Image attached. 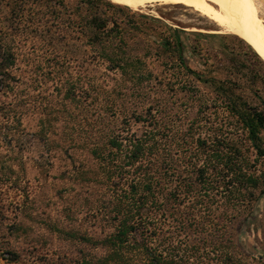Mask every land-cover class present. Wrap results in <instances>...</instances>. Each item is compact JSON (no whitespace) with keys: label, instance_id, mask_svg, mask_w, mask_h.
Instances as JSON below:
<instances>
[{"label":"trees","instance_id":"16d2710c","mask_svg":"<svg viewBox=\"0 0 264 264\" xmlns=\"http://www.w3.org/2000/svg\"><path fill=\"white\" fill-rule=\"evenodd\" d=\"M119 9L109 0H0V158L31 149L50 159L58 148L77 162L72 181L99 226L84 239L100 249L79 264H243V225L264 194V113L215 88L231 127L191 123L179 132L160 96L118 124L108 120L115 111L95 105L116 88L107 72L131 63L116 37ZM225 230L226 249L217 239Z\"/></svg>","mask_w":264,"mask_h":264},{"label":"rangeland","instance_id":"374dc122","mask_svg":"<svg viewBox=\"0 0 264 264\" xmlns=\"http://www.w3.org/2000/svg\"><path fill=\"white\" fill-rule=\"evenodd\" d=\"M109 1L120 8L115 13L124 33L116 37L126 44L131 63L125 70L107 72L108 84L116 88L107 95L110 100L102 95L95 105L108 113L115 111L108 120L118 124L123 112H140L152 98L160 96L165 107L177 112L179 132L191 123L231 127L229 123L235 118L230 117L226 99L217 97L215 88L232 92L239 105L264 113L262 59L241 38L217 29L182 5L153 4L134 10ZM258 9L264 25V0H259ZM103 71L101 65L95 82ZM261 136L264 141V131ZM5 154L1 150L0 264H79L87 254L93 260L98 258L100 249L84 239L87 232L98 237L99 226L96 214L81 204V183L72 181L77 162L74 165L58 148L50 151V159L45 151L38 157L31 149L12 156L19 157L14 161L17 166L12 165L11 155ZM263 163L259 158L257 173L263 170ZM254 211L253 221L243 225L241 246L236 251L243 264H264V194ZM217 235L220 246L226 249L230 244L227 231ZM238 235L236 231L231 236L234 246Z\"/></svg>","mask_w":264,"mask_h":264},{"label":"bare ground","instance_id":"6f19581e","mask_svg":"<svg viewBox=\"0 0 264 264\" xmlns=\"http://www.w3.org/2000/svg\"><path fill=\"white\" fill-rule=\"evenodd\" d=\"M138 9L148 5H182L197 12L217 29L245 41L264 61V25L259 16V0H112ZM219 33V31H218Z\"/></svg>","mask_w":264,"mask_h":264},{"label":"snow or ice","instance_id":"6c2138e0","mask_svg":"<svg viewBox=\"0 0 264 264\" xmlns=\"http://www.w3.org/2000/svg\"><path fill=\"white\" fill-rule=\"evenodd\" d=\"M245 2H247V0H245Z\"/></svg>","mask_w":264,"mask_h":264}]
</instances>
